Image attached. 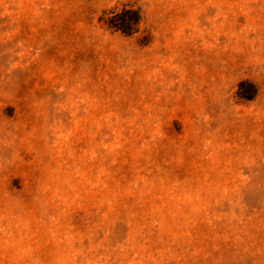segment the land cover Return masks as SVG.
Segmentation results:
<instances>
[{
	"label": "rangeland",
	"instance_id": "obj_1",
	"mask_svg": "<svg viewBox=\"0 0 264 264\" xmlns=\"http://www.w3.org/2000/svg\"><path fill=\"white\" fill-rule=\"evenodd\" d=\"M0 264H264V0H0Z\"/></svg>",
	"mask_w": 264,
	"mask_h": 264
},
{
	"label": "trees",
	"instance_id": "obj_2",
	"mask_svg": "<svg viewBox=\"0 0 264 264\" xmlns=\"http://www.w3.org/2000/svg\"><path fill=\"white\" fill-rule=\"evenodd\" d=\"M110 16L100 18L104 25L124 35H132L138 31V25L142 21V14L139 8L130 4H122L119 11L112 10Z\"/></svg>",
	"mask_w": 264,
	"mask_h": 264
}]
</instances>
